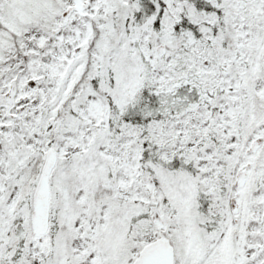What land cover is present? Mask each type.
<instances>
[{
  "label": "snow or ice",
  "instance_id": "obj_1",
  "mask_svg": "<svg viewBox=\"0 0 264 264\" xmlns=\"http://www.w3.org/2000/svg\"><path fill=\"white\" fill-rule=\"evenodd\" d=\"M0 264H264V0H0Z\"/></svg>",
  "mask_w": 264,
  "mask_h": 264
}]
</instances>
